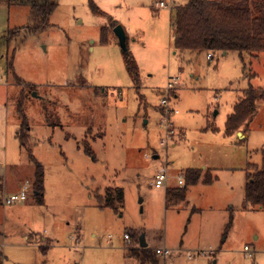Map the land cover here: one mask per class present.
Masks as SVG:
<instances>
[{"label": "rangeland", "instance_id": "obj_1", "mask_svg": "<svg viewBox=\"0 0 264 264\" xmlns=\"http://www.w3.org/2000/svg\"><path fill=\"white\" fill-rule=\"evenodd\" d=\"M55 1L47 30L22 29L10 43L23 84L7 72L1 50L0 126L6 117L9 132L0 152H8V178L30 180L25 200L0 206L1 264H140L127 251L140 248L141 234L152 253L171 250L156 254L159 264H264V210L244 201L246 175L253 172L247 165L260 166L264 149V100L246 133L224 132L244 92L264 90V52H212L210 60L205 51L175 53L171 9L188 0H93L124 28L138 65L135 83L108 18L92 13L89 0ZM1 4L0 36L28 24L27 6ZM102 26L107 43L100 41ZM170 78L178 83L167 93ZM163 98L174 130L167 144ZM23 118L27 149L18 138ZM30 155L44 171L39 203ZM189 168L201 170V178L187 186L183 202L166 206L167 187H183ZM207 169L214 177L209 184ZM161 171L169 179L157 188ZM115 187L123 190V204L100 208L96 192Z\"/></svg>", "mask_w": 264, "mask_h": 264}, {"label": "trees", "instance_id": "obj_2", "mask_svg": "<svg viewBox=\"0 0 264 264\" xmlns=\"http://www.w3.org/2000/svg\"><path fill=\"white\" fill-rule=\"evenodd\" d=\"M9 6L24 5L28 7V24L24 28H12L0 36V55L2 48L5 49L6 70L11 72L18 84H23L22 78L18 77L13 70L14 49L8 54L10 43L22 29L27 34H39L50 27V17L57 7L55 0H0ZM92 13L108 18L109 28L112 30L120 24L111 16L104 13L94 2L89 0ZM173 50L175 53L185 51L212 52L236 51L243 53L264 52V0H188L185 4L176 5L171 9L170 16ZM107 28L100 29V41L107 43ZM126 53V69L133 81L138 83L139 71L136 61L128 51ZM213 57V56H212ZM210 60V59H209ZM171 92V91H170ZM169 92V93H170ZM23 95V91L21 92ZM264 100V90L248 88L243 96L233 105L232 113L227 117L225 123V135L232 136L241 131V134L248 131V121L256 108V103ZM22 102L20 101L19 104ZM163 111V109H162ZM28 127L24 120L19 130V143L22 147L28 148L27 136L24 129ZM216 131V129H211ZM84 152L92 156L93 152L88 144H84ZM33 165V178L31 179L32 190L35 199L42 201L44 195L43 166L34 156L30 155ZM248 170L253 172L246 175L244 185V201L253 208L264 210V149L261 150V164H248ZM202 176L199 169L189 168L184 172L183 187L170 189L165 192V203L175 205L186 198L188 185L198 182ZM214 177L207 169L203 176L204 183H211ZM97 205L100 208L117 209L116 204H123V190L120 187L107 188L103 194L96 192ZM232 223V215L226 225V231ZM42 248V247H41ZM43 247L42 249H45ZM127 256L135 258L140 264H159L147 248H129Z\"/></svg>", "mask_w": 264, "mask_h": 264}, {"label": "built area", "instance_id": "obj_3", "mask_svg": "<svg viewBox=\"0 0 264 264\" xmlns=\"http://www.w3.org/2000/svg\"><path fill=\"white\" fill-rule=\"evenodd\" d=\"M159 7H166V4L163 2V1H160L159 2ZM208 59H211L212 56L211 54H207L206 56ZM178 83V78H170L165 86V91L167 93H169L175 86L176 84ZM160 105L163 109V115L161 116V119H160V124L163 125L164 127V130H165V138L162 139V142L164 144H167L168 141H171L172 140V137L174 136V130L172 129V125L171 123L169 122V115L171 113V110L169 108V100L167 98H163L160 102ZM168 175L166 174V172L164 171H161V172H158L154 178V186L155 187H161V186H165L167 185V182H168ZM177 183L179 185H182L183 184V179L181 176H178V179H177ZM27 197V184H25L23 187H21V189L16 192V193H12V194H3L2 196V203L4 205H11L15 202H19V201H22V200H25ZM124 239L125 240H129V234L128 233H125L124 234ZM155 253L157 255H160L162 257L164 256H167L170 254L171 250L169 248H166V247H161V248H155L154 249ZM244 251L245 252H249V248L247 246L244 247Z\"/></svg>", "mask_w": 264, "mask_h": 264}, {"label": "crops", "instance_id": "obj_4", "mask_svg": "<svg viewBox=\"0 0 264 264\" xmlns=\"http://www.w3.org/2000/svg\"><path fill=\"white\" fill-rule=\"evenodd\" d=\"M1 3L2 2H0V23H1V20H2V11H3L2 10L3 8H1V7H3ZM2 124L3 125L0 126V131L2 130L1 133H0V135H1L0 136V140H2L3 137H5L6 146H7L8 132H9V129L8 128L9 127L7 126V119H6V117L2 120ZM1 152H0V180L1 179L4 180L3 181V188H1V189H2V191H3L4 194H6L5 192H8L9 194L16 193V192H18L21 189V187H23L25 185V182H29L30 180L27 179V180H24V182H22V181H19L18 182V181H16L17 179H14L13 177L12 178H8V170H7L8 169L7 168V165H8V152H7V150H5L3 153H1ZM0 206H5L2 203V201H1V197H0ZM28 207H32L31 204ZM17 209H19V208H17ZM24 239L25 240H28V235L27 234L24 235ZM40 247H43V246H40ZM157 248H161V247H157ZM0 256L3 258L2 252H0ZM4 258H6V257L4 256ZM1 263L2 262L0 261V264Z\"/></svg>", "mask_w": 264, "mask_h": 264}, {"label": "water", "instance_id": "obj_5", "mask_svg": "<svg viewBox=\"0 0 264 264\" xmlns=\"http://www.w3.org/2000/svg\"><path fill=\"white\" fill-rule=\"evenodd\" d=\"M113 32H114L115 36L117 37L118 42H119L121 48L123 49V51H128V48L126 46L127 37H126V33H125L124 28L120 24H118L117 26H115L113 28ZM156 157L157 156H154V158H156ZM138 240H139V247L140 248H146L147 247V244L145 242L143 234H141L139 236Z\"/></svg>", "mask_w": 264, "mask_h": 264}]
</instances>
